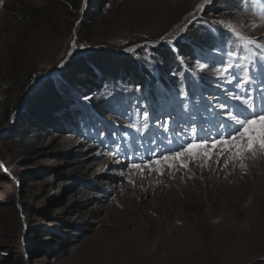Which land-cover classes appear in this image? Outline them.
Instances as JSON below:
<instances>
[{"label": "rangeland", "instance_id": "rangeland-1", "mask_svg": "<svg viewBox=\"0 0 264 264\" xmlns=\"http://www.w3.org/2000/svg\"><path fill=\"white\" fill-rule=\"evenodd\" d=\"M89 1L0 0V264H264V64L199 48L206 91L181 104L169 87L165 112L118 121L109 144L22 121L75 58L135 50L165 70L154 49L212 15L264 47V0Z\"/></svg>", "mask_w": 264, "mask_h": 264}, {"label": "trees", "instance_id": "trees-1", "mask_svg": "<svg viewBox=\"0 0 264 264\" xmlns=\"http://www.w3.org/2000/svg\"><path fill=\"white\" fill-rule=\"evenodd\" d=\"M109 1L90 0L89 4L101 8ZM226 2L236 8H243L240 5L242 0ZM211 18V21L216 20H213L216 32L210 31L204 25L195 26L197 29L194 28L192 38H185L182 41L173 38L163 47L154 49L156 59L166 66L165 70L161 69V66L149 68L147 62H142V56L134 54L135 50L121 52V56L98 51L75 58L68 68V73L62 74L64 86L62 83L61 85L54 83L51 79L45 80L43 85H40L41 88L35 92V96L30 98V108L22 121L30 124L32 132L61 128L76 131L84 137H93L101 144H109L108 137L114 135L118 121L121 125L125 121L134 123L135 116L139 121H146L147 117L144 116L147 113L160 112L162 89L157 86V82L166 88L171 85L187 86L179 75L190 74L184 70V64L194 61L196 49L201 47L209 49L218 41L227 38L232 39L231 46L236 52H242L246 48L238 35L252 39L250 36L222 24L223 20L215 15ZM252 41L257 45L253 39ZM207 73L206 70L200 72V78L195 80L199 86H207ZM51 78L54 79V76ZM65 90H70L69 94L65 93ZM71 90L91 97L101 92L102 98L82 103L77 99L73 100ZM74 105H78L79 108ZM114 119H117V122H114ZM14 134L15 141L22 139L23 143L30 137L19 125L15 126ZM106 148L111 149L108 145Z\"/></svg>", "mask_w": 264, "mask_h": 264}, {"label": "bare ground", "instance_id": "bare-ground-1", "mask_svg": "<svg viewBox=\"0 0 264 264\" xmlns=\"http://www.w3.org/2000/svg\"><path fill=\"white\" fill-rule=\"evenodd\" d=\"M263 119V118H262ZM253 125V124H252ZM262 125H264V124H262ZM237 143V142H236ZM244 144V143H243ZM241 146V145H240ZM199 153V152H198ZM231 155H234V154H231ZM245 157V156H244ZM149 166V165H148ZM209 166V165H208ZM233 185V184H232ZM231 211V210H230ZM184 236V235H183ZM187 236V235H186ZM190 236H192V235H190ZM189 237V236H188ZM193 237V236H192ZM163 240V239H162Z\"/></svg>", "mask_w": 264, "mask_h": 264}]
</instances>
